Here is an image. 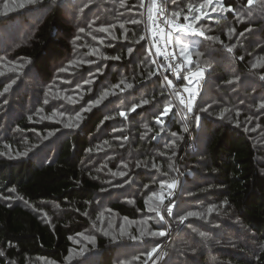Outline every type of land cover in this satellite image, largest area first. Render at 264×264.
<instances>
[{
  "label": "rangeland",
  "instance_id": "1",
  "mask_svg": "<svg viewBox=\"0 0 264 264\" xmlns=\"http://www.w3.org/2000/svg\"><path fill=\"white\" fill-rule=\"evenodd\" d=\"M232 1L235 4L232 9L225 0H213L216 11L212 12L209 6L201 12L198 5L204 0H174L173 13L184 22H191L185 18L192 15L190 5H197L196 11L201 19L192 23L204 33L203 38L199 37L201 42L199 38L190 39V34H176L180 56L194 58L210 67L213 74L197 108L201 114L198 122L194 118L198 145L191 144L192 150L195 146L197 148L188 154L190 159L186 160L192 171L173 180H163L160 177L162 169H158L161 164L156 162V158L163 150L173 154L185 146L188 151L186 134L191 129L186 123L187 127L183 125V118L179 117V120L178 115L167 108L175 107L166 91L162 90V83L147 85L141 81L136 70L132 67L124 69L122 66L126 65L120 63L123 48H126L127 66H131L134 49L127 40L126 11H118L125 8L127 0H65L66 20L75 25V37L71 41L72 52L67 58L52 63L54 75L49 82L42 81L34 72L31 60L16 56V59L6 61L2 55L7 54L13 46L28 42L26 37L17 39L26 36L34 24L44 19L48 7L41 4L42 0H0V138L4 140L15 135L18 142L13 152H5L6 144L3 145L5 155L14 159L29 156L42 165L54 158L59 143L80 129L91 111L101 108L105 115L85 160L91 175L98 178L101 189L85 212L88 225L71 236L73 246L62 264H97L102 251L99 248L100 238L105 239L107 246H114V264H157L162 259L167 262L178 252L181 254L178 248L182 244L178 243L177 251H174L172 246L170 250L169 243L175 241L185 225L195 226L193 224L197 222L195 219L194 223L188 221L185 215H178L177 218L175 213L180 200L184 203L179 211H189L185 203L194 200L191 197L192 183L200 180L198 173H204L206 167L210 135L205 129L204 118L238 124L240 111H244L241 119L247 121L245 128L261 150L259 159L264 173V75L251 70L242 72L237 66L238 54L252 58L251 68L255 70H259L264 63V39L261 38L264 0H252L251 5L247 0ZM145 6L146 0L143 11ZM153 10L150 9V13ZM204 12L208 13L206 17ZM245 20H250L251 25L246 23V26H250L240 29L234 36L233 27L237 28ZM241 34L244 38L248 35V39L246 47H242L239 53L237 48L242 43L239 39ZM251 41L256 42L255 46L248 44ZM135 59L138 60V57ZM144 66L148 64L144 63ZM173 67L175 70L169 69L170 77L177 74L181 82L184 66ZM158 68L167 89L176 94L180 85L175 80L171 84L162 67ZM147 71L150 72L149 69ZM203 72L195 70L187 73L186 82L181 83L191 84L189 75L199 77ZM195 87H199L196 81ZM164 107L168 111L159 118ZM194 107L191 105V111L185 108L187 117L195 111ZM121 112L125 115L121 116ZM24 117L32 124L55 127L24 130L15 123ZM176 125H181V130H177ZM128 165L130 167L125 170L124 167ZM138 168L146 171L143 173L145 178ZM164 184H170L165 191L159 187ZM9 194L6 200L11 198L10 202L27 206L38 216L52 221L53 214L49 209L25 204L14 192ZM139 199L147 203V211H141L135 219L120 215L112 206L115 202L136 206ZM212 200L211 195L206 193L204 198L195 201L209 204ZM223 204L216 207L221 208ZM53 208L55 212L60 211L57 203L53 204ZM169 208L172 209L171 213L168 212ZM208 213L207 219L202 217L201 221H205L208 232L214 234L211 243L214 248L225 246L239 233L245 238L247 249L258 248L256 235L250 234L251 231L232 212H228L229 215L223 212L217 217L213 216L214 210ZM181 217L185 219L181 221ZM161 231L165 232V236L153 235ZM161 238L163 240L160 242ZM153 249L156 252L149 257L148 253ZM29 264L60 263L36 257Z\"/></svg>",
  "mask_w": 264,
  "mask_h": 264
},
{
  "label": "trees",
  "instance_id": "2",
  "mask_svg": "<svg viewBox=\"0 0 264 264\" xmlns=\"http://www.w3.org/2000/svg\"><path fill=\"white\" fill-rule=\"evenodd\" d=\"M156 1L148 0L149 10L153 9ZM167 1L169 3L170 20L177 24L189 23L184 22L182 18H176L172 10L174 0ZM225 1L230 9L235 6L232 0ZM64 2L65 0H42L41 4L48 7L44 19L34 24L26 36L17 39L21 40L26 37L28 42L17 47L13 46L7 54H2L4 59L10 61L19 56L31 60L34 72L38 74L42 81L49 82L54 75L52 63L67 58L72 52L71 41L75 37V25L66 20ZM163 2L165 3V0ZM143 4L144 0H127L125 8L118 9L119 12L123 9L126 11L127 40L132 43L134 48L131 56L132 65L127 66L129 60L125 57L127 54L126 48H123L124 54H122V60L124 61L121 60L120 63L126 65L122 66L124 69L132 67L133 70H136L141 81L147 85L162 83L165 86H162V90L166 91L175 107L170 108L168 106L167 108L177 114L180 120L182 117L165 85L157 60L163 73L168 78H170V67L158 51H156V60L148 46ZM249 21L245 20L237 28L233 27L235 30L232 31V34L235 36L240 29L249 27L251 25ZM246 23L250 25L246 26ZM193 27L197 31H202L196 25H193ZM261 30V38L264 39V28ZM255 34L257 33L255 32ZM169 35L175 45L176 54L184 66L181 82H186L187 73L195 70H204L205 77L199 86L198 98L192 104L195 105V111L192 114L189 113L188 117L186 115L189 129H191V132L188 131L186 134L188 151L185 146L179 148L173 154L163 150L156 158V162H159L162 166L158 167V169H162V175L158 174V176L160 175L163 180H171V178L173 180L189 170L192 171V167L186 160L190 159L188 154H192L197 148L195 146V149L192 150L191 144L196 145L197 143L198 145L197 130L195 129L197 122L194 118H200L201 114L197 111V108L209 83L212 81L213 74L210 67L200 64L194 58H192V64H188L179 54L174 28L169 32ZM194 37L199 38V36L190 34V39ZM199 39L201 42V38ZM239 39L242 43L240 46L238 44L239 48L237 49L239 50L237 51L241 53V48L246 47L248 35L244 38L241 34ZM253 39L256 42L258 41L257 38ZM256 42L251 41L248 44L255 46ZM115 54L117 55V52ZM238 55L237 66L239 69L241 68L242 72L251 70L264 75V63L259 70L258 68L255 70L251 68L252 58L250 59L246 55ZM135 57H138V60ZM144 63H147L148 66H144ZM148 69L151 73L147 71ZM177 100L186 113V107L179 96H177ZM165 109L166 107H164L159 118H162ZM244 113V111H240L238 124L222 123L212 119L213 122H211L210 119L204 118V125L206 121L205 129L210 135L206 167L204 173H198L200 180L192 183L193 194H191V197L194 200L185 203V206L190 208L189 211L193 216L189 214L188 210L179 211L184 203L182 200L179 201V209L175 213L177 218L178 215H185L188 221L193 222L195 219L197 222L193 224L195 226L185 225L175 241L171 240L169 243L170 250L172 246L174 251H177L178 243L182 244L178 248L179 251L181 249V254L178 252L167 262L162 259L157 264H264V173H262V164L259 159L261 150L256 146L254 139L245 128L247 121L241 119ZM104 116L101 108L91 111L84 119L81 128L59 143L54 158L42 165L35 163L33 158L29 156L19 159L7 157L5 152H13L17 147V137L10 135L4 140L0 138V264H29L36 257L49 258L60 264L65 262L70 248L73 246L71 236L81 232L82 228L88 225L89 221L85 216V212L89 209V204L94 200L96 193L101 189L98 178L91 175L90 168L86 166L85 160L92 139L97 133ZM181 121L187 127L183 119ZM15 123L24 130L54 129L55 127H48V124H32L26 117L17 120ZM175 127L177 130H181V125ZM3 145L6 146L5 152ZM112 167L117 168L116 166ZM127 167L130 166L128 165L124 169L126 170ZM138 171L143 176V173L146 172L139 168ZM167 185L170 186V184H164L159 187L165 191ZM207 189L209 190L206 191ZM11 192L22 198L25 204H33L49 209L53 214L52 221H48L40 215L38 216L27 206L10 202L12 201L9 200L11 198L6 200L5 198L9 197ZM206 193L211 195L212 202L198 204L195 200L199 201L200 197L204 198ZM55 203L58 204L59 212H55L56 210L53 208ZM222 203L225 204L221 208L216 207V205ZM146 205L147 203L143 199H139L136 206L122 202L112 204L120 215L131 219L138 218L141 211H147ZM210 210H214L213 216L216 215V217L223 212H226V215H229L228 212H232L231 214L251 231L250 234L254 233L256 235V242L259 243L258 248L255 250L247 249L248 245L245 244L246 241L242 233L230 239L228 243L224 244L225 246L214 248L211 245L214 234L208 232L207 224H204L205 221H201L202 217L207 219ZM201 232L204 233L203 236L200 235ZM162 240V238L159 239L160 242ZM184 243L186 244L184 245ZM247 243L253 244L252 241H247ZM99 248L102 251L97 264H114L116 251L114 246H107L105 239L100 238ZM183 255H186L184 259Z\"/></svg>",
  "mask_w": 264,
  "mask_h": 264
},
{
  "label": "built area",
  "instance_id": "3",
  "mask_svg": "<svg viewBox=\"0 0 264 264\" xmlns=\"http://www.w3.org/2000/svg\"><path fill=\"white\" fill-rule=\"evenodd\" d=\"M157 0L154 4V10L150 13L148 8V0H146V6L144 8V22H145V30L147 32V38H148V46L157 60L156 51L164 57L166 63L168 66L175 70L173 66H182L183 63L181 60H179L176 49L173 41L168 36L169 32H171L173 25L177 23H173L170 20L169 17V3L167 0ZM150 19V23H149ZM164 20V23H163ZM158 66H161L157 60ZM205 77L204 72L199 77H194L192 74L189 75V79L191 81V84H181L179 82L180 78L179 76L172 74V77L168 78L171 84H173V81L175 80L176 83H178L180 86L174 94L169 86V92L171 95V98L173 101L177 104V108L179 109L180 115L185 121V123L188 125V119L186 118V114L180 107V104L177 100V96H179V99L181 102L184 103L186 108H189V100H191V105L197 100L198 98V88L195 87V81L196 83H199V86L201 85V82H203V79ZM191 88L195 95H191V93L188 91V89Z\"/></svg>",
  "mask_w": 264,
  "mask_h": 264
},
{
  "label": "snow or ice",
  "instance_id": "4",
  "mask_svg": "<svg viewBox=\"0 0 264 264\" xmlns=\"http://www.w3.org/2000/svg\"><path fill=\"white\" fill-rule=\"evenodd\" d=\"M247 3L249 5L252 4V0H247ZM211 6V10L212 12H215V6L213 4V0H204V3H200L198 5L199 10L202 12L206 7ZM190 9L192 10V15L190 17H186L185 19L190 20L191 22L189 23H185V24H175L173 25L174 31L176 34H180V33H184V34H191V35H196L199 36L201 38L204 37V33L197 31L194 27H193V23L195 21H199L201 19V15L197 14V5L196 4H192L190 5ZM221 11H224V9H222ZM203 15L206 17L208 15V13L204 12ZM229 51H231V49H229ZM184 59H186L188 64H192V58L190 56L184 57ZM5 91H7V89H5ZM188 91L191 93V95H195V93L193 92V90L191 88L188 89ZM91 106L89 107L88 110H90ZM168 109H165V112L167 113ZM189 111H191V100H189ZM121 116H124L125 113L121 112L120 113ZM198 117H197V122H198ZM185 131H187V129H185ZM172 209L169 208L168 212L171 213ZM191 215V214H190ZM161 220H163V217L160 218ZM181 221H183L185 219V217H181L180 218ZM153 235H158V236H165V232L161 231L159 233H153ZM200 235H204L203 232L200 233ZM156 252V249H153L152 252L148 253L149 257H151L153 255V253Z\"/></svg>",
  "mask_w": 264,
  "mask_h": 264
}]
</instances>
